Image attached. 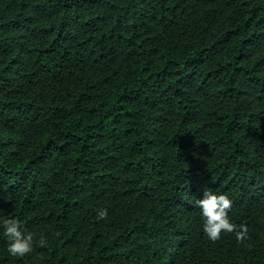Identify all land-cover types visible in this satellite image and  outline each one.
<instances>
[{
    "label": "trees",
    "instance_id": "1",
    "mask_svg": "<svg viewBox=\"0 0 264 264\" xmlns=\"http://www.w3.org/2000/svg\"><path fill=\"white\" fill-rule=\"evenodd\" d=\"M6 218L0 264H264V0H0Z\"/></svg>",
    "mask_w": 264,
    "mask_h": 264
},
{
    "label": "clouds",
    "instance_id": "2",
    "mask_svg": "<svg viewBox=\"0 0 264 264\" xmlns=\"http://www.w3.org/2000/svg\"><path fill=\"white\" fill-rule=\"evenodd\" d=\"M195 205L203 219V231L207 238L216 241L222 233H234L237 241H243L248 235L246 224L237 225L229 216L232 200L226 192L205 189L202 198H196ZM101 218L107 215L106 209L98 211ZM2 235L6 238V249L13 257H24L34 251V235L26 231L17 218L0 221Z\"/></svg>",
    "mask_w": 264,
    "mask_h": 264
}]
</instances>
